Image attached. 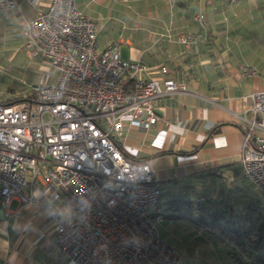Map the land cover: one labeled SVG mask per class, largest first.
I'll list each match as a JSON object with an SVG mask.
<instances>
[{"label":"built area","instance_id":"built-area-1","mask_svg":"<svg viewBox=\"0 0 264 264\" xmlns=\"http://www.w3.org/2000/svg\"><path fill=\"white\" fill-rule=\"evenodd\" d=\"M16 1L0 0V11ZM192 20L198 30L174 38L184 49L205 38L201 9ZM24 37L28 56L55 75L23 100L0 102V204L37 202L33 188L63 201L71 214L55 218V250L73 264H183L157 229L160 189L150 165L129 159L117 140L125 125L151 128L159 120L152 102L185 87L146 77L148 65L123 59L117 45L99 50L97 24L75 0H48L25 22ZM255 72L242 66L245 77ZM243 99L240 171L264 193V90Z\"/></svg>","mask_w":264,"mask_h":264},{"label":"crops","instance_id":"crops-1","mask_svg":"<svg viewBox=\"0 0 264 264\" xmlns=\"http://www.w3.org/2000/svg\"><path fill=\"white\" fill-rule=\"evenodd\" d=\"M75 1L97 24L99 50L117 45L123 59L148 65L146 77H168L185 87L152 102L159 120L151 128L125 125L117 140L134 159L150 165L160 189L157 222L169 221L181 237L176 251L182 263L250 264L218 230L197 224L198 216L183 201L236 203V179L243 177L242 118L248 117L243 97L264 90V0ZM47 4L17 0L14 9L0 11V55H28L24 24ZM198 9L205 38L184 49L174 38L198 30L192 20ZM168 31L171 40L163 36ZM161 65L166 74L157 71ZM243 65L256 72L243 76ZM32 194L37 202L11 198L7 206L0 204V264H73L55 250V218L70 216V209L38 188Z\"/></svg>","mask_w":264,"mask_h":264},{"label":"rangeland","instance_id":"rangeland-1","mask_svg":"<svg viewBox=\"0 0 264 264\" xmlns=\"http://www.w3.org/2000/svg\"><path fill=\"white\" fill-rule=\"evenodd\" d=\"M107 30L110 31V29ZM116 30L122 31V28L116 27ZM120 48L124 52L126 47L121 44ZM122 56L125 57V55ZM54 75V70L43 58L28 55H0V100L10 102L15 97H24L30 86L47 80L52 82ZM236 185L235 206L239 205L238 208L249 217H255L264 206V193L254 188L244 177H238ZM168 223L167 220L162 223L156 222V226L160 235L164 232L166 239L162 235L161 237L177 249L182 239L176 235Z\"/></svg>","mask_w":264,"mask_h":264},{"label":"trees","instance_id":"trees-1","mask_svg":"<svg viewBox=\"0 0 264 264\" xmlns=\"http://www.w3.org/2000/svg\"><path fill=\"white\" fill-rule=\"evenodd\" d=\"M23 99V96H19L10 101ZM0 102L8 103L2 100ZM117 146L122 149L118 142ZM125 155L132 161L145 162V159ZM183 205L198 216L195 218L197 224L218 230L222 237L240 247L239 251L250 264H264V206L255 217H249L238 208L239 205L235 206L228 200H215L206 204L205 201L187 199L183 201Z\"/></svg>","mask_w":264,"mask_h":264}]
</instances>
